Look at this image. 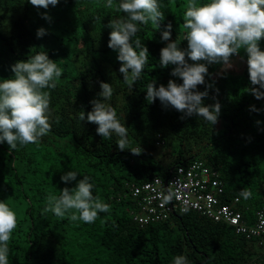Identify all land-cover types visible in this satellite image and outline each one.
<instances>
[{"label": "trees", "instance_id": "16d2710c", "mask_svg": "<svg viewBox=\"0 0 264 264\" xmlns=\"http://www.w3.org/2000/svg\"><path fill=\"white\" fill-rule=\"evenodd\" d=\"M159 3L164 13L159 27L151 22L139 25L133 38L148 47L149 57L129 88L119 72L118 52L108 47L110 21L126 14L115 6L107 8V0H60L48 9L36 8L29 0H0V80L14 77L16 62L41 52L63 69L57 87L45 89L51 94V131L16 150L7 142L0 144V201L8 202L18 216L9 241V264H174L177 256L186 257L187 264H264L256 241L196 212H177L144 228L134 221L131 184L168 179L172 168L197 159L217 170L226 196L240 198L246 218L264 205V99L257 100L249 91L259 86L251 84L245 50L232 56L230 67L201 61L208 75L197 90L209 92L205 106L221 104L215 125L165 108L158 98L147 102L146 87L154 80L157 88L169 80L183 83L171 75L174 65L161 66V49L174 41L188 49L189 30L183 27L188 0ZM168 24L171 38L164 41ZM40 28L46 35L38 38ZM260 47L264 51V40ZM227 79L232 87L224 90ZM101 82L112 85L107 103L127 128L128 149L138 148L140 155L120 151L115 133L103 138L96 124L79 120L80 111L92 110L90 101L99 97ZM69 171H76L77 179L65 183L61 176ZM84 176L109 212L100 213L94 223L45 212L49 195L76 187ZM244 188L252 193L248 200L240 196Z\"/></svg>", "mask_w": 264, "mask_h": 264}, {"label": "clouds", "instance_id": "9594fccd", "mask_svg": "<svg viewBox=\"0 0 264 264\" xmlns=\"http://www.w3.org/2000/svg\"><path fill=\"white\" fill-rule=\"evenodd\" d=\"M36 8L48 9L56 6L60 0H29ZM115 6L118 12L126 14L119 19L110 21L112 29L108 47L118 52L121 62L119 72L123 81L132 88L140 78L148 63L149 49L134 37L140 31L139 25L152 23L156 28L158 22L164 19L160 10L159 0H107L106 7ZM183 15V27L189 31L186 34L188 49L182 50L177 41L169 42L160 51V64L167 68L174 65L171 75L180 78L183 83L169 80L167 86L156 87L155 80L147 84L146 100L154 103L158 98L167 108L191 117L197 115L212 125L218 122L221 104H204L208 97L207 90L201 92L197 88L206 83L208 75L207 64L222 63L231 66V57L243 49L247 53V66L253 87L250 93L257 100L264 99V51L260 42L264 40V0H209L199 4L197 0H188ZM44 18L51 20L47 14ZM171 24L162 34L164 41L171 38ZM46 35V30L40 28L37 37ZM187 57V59H186ZM189 60L192 63H189ZM207 61V64L201 63ZM14 77L0 80V144L7 142L10 150H16L18 145L35 144L51 131L50 101L51 94L45 89H55L63 74V69L57 62L50 59L46 52L31 56L26 61H18L12 66ZM99 97L90 101L93 105L90 112H79V120L85 119L96 124L97 134L103 138H111L115 133L119 139L116 144L120 151L130 150L134 155H140L138 148L128 149L127 128L117 118L116 108L107 103L113 95L112 85L106 82L100 84ZM211 88L212 85H208ZM102 98V99H101ZM253 111H259L253 107ZM185 117L182 116L181 119ZM259 123V121H257ZM76 171H69L61 176L65 183L77 179ZM94 185L87 176L79 180L74 188L65 187L59 196L49 195L45 212H52L57 217L69 215L71 221L94 223L100 213L109 212V205L93 195ZM240 196L245 200L252 193L244 188ZM16 211L6 201H0V264H9V241L17 228ZM174 264H187V258L177 256Z\"/></svg>", "mask_w": 264, "mask_h": 264}, {"label": "built area", "instance_id": "2783aa9c", "mask_svg": "<svg viewBox=\"0 0 264 264\" xmlns=\"http://www.w3.org/2000/svg\"><path fill=\"white\" fill-rule=\"evenodd\" d=\"M130 192L136 201L133 218L141 228L164 222L177 212H196L256 241L264 252V205L246 218L240 198H228L217 170L202 160L175 167L168 179L154 177L140 185L131 184Z\"/></svg>", "mask_w": 264, "mask_h": 264}, {"label": "rangeland", "instance_id": "374dc122", "mask_svg": "<svg viewBox=\"0 0 264 264\" xmlns=\"http://www.w3.org/2000/svg\"><path fill=\"white\" fill-rule=\"evenodd\" d=\"M232 61H234V57H231V62ZM226 75V74H225ZM228 75V74H227ZM226 78V77H225ZM231 80L229 79V81H228V79H227V84H224V85H222V88L224 89V90H229L231 87H232V83L230 82Z\"/></svg>", "mask_w": 264, "mask_h": 264}, {"label": "water", "instance_id": "95a60500", "mask_svg": "<svg viewBox=\"0 0 264 264\" xmlns=\"http://www.w3.org/2000/svg\"><path fill=\"white\" fill-rule=\"evenodd\" d=\"M175 167L170 170V174L174 171ZM170 208H172V203L169 205Z\"/></svg>", "mask_w": 264, "mask_h": 264}]
</instances>
